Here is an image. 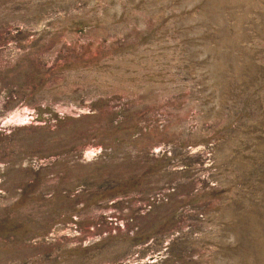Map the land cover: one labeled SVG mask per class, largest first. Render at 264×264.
Wrapping results in <instances>:
<instances>
[{
    "label": "rangeland",
    "instance_id": "obj_1",
    "mask_svg": "<svg viewBox=\"0 0 264 264\" xmlns=\"http://www.w3.org/2000/svg\"><path fill=\"white\" fill-rule=\"evenodd\" d=\"M0 264H264V0H0Z\"/></svg>",
    "mask_w": 264,
    "mask_h": 264
}]
</instances>
